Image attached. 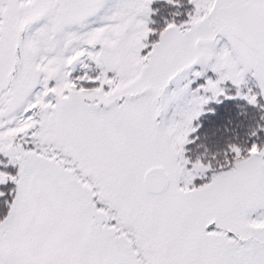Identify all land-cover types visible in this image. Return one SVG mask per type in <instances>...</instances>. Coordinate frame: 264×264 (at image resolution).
I'll list each match as a JSON object with an SVG mask.
<instances>
[{"label": "snow or ice", "instance_id": "obj_1", "mask_svg": "<svg viewBox=\"0 0 264 264\" xmlns=\"http://www.w3.org/2000/svg\"><path fill=\"white\" fill-rule=\"evenodd\" d=\"M0 264H264V0H0Z\"/></svg>", "mask_w": 264, "mask_h": 264}]
</instances>
